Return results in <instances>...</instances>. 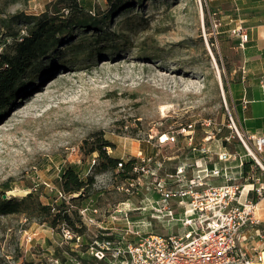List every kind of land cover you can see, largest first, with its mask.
<instances>
[{
  "label": "rangeland",
  "instance_id": "rangeland-1",
  "mask_svg": "<svg viewBox=\"0 0 264 264\" xmlns=\"http://www.w3.org/2000/svg\"><path fill=\"white\" fill-rule=\"evenodd\" d=\"M54 1L0 0V53L27 35L34 16L51 15ZM81 1L98 25L56 33L59 42L23 72L0 109V187L6 185L7 197L33 192L51 207L41 221L31 211L0 214V264H45L51 256L62 264L80 257L122 264L109 255L98 260L90 244L105 232L121 245L137 240L135 230L165 235L168 225L150 218V209L142 210L145 187L182 162L191 177L189 165L201 157L193 147L225 148L232 157L244 152L251 159L227 125L229 115L237 125L232 90L244 64V48L230 33L243 20L236 2L131 0L103 20L111 10L107 0ZM59 9L58 17L70 14ZM172 134L175 141H167ZM99 137L113 145L106 148L110 156L135 158V164L138 151L155 155L161 171L125 193L119 187L132 173L95 168L97 153L90 149ZM246 144L253 151V144ZM68 166L83 179L94 176L80 204L70 199L81 193L66 195L59 187V173ZM249 181V176L243 180ZM61 201L73 226L61 217L51 224ZM123 203L129 207L128 223L114 212Z\"/></svg>",
  "mask_w": 264,
  "mask_h": 264
},
{
  "label": "built area",
  "instance_id": "built-area-1",
  "mask_svg": "<svg viewBox=\"0 0 264 264\" xmlns=\"http://www.w3.org/2000/svg\"><path fill=\"white\" fill-rule=\"evenodd\" d=\"M230 33L238 39L240 45L248 40V33L241 21L235 24ZM227 125L241 140L247 155L264 170L259 157V153L264 151V135L254 138L251 153L239 124L236 125L230 115ZM187 127L192 128L191 125ZM174 138L173 134L165 137L169 142H174ZM188 138L191 140L190 135ZM192 150H196L201 157L195 158L189 165L193 167L191 177H187L188 166L182 162L173 173H165L163 179L145 187L146 193H156L157 198H145L146 206L142 210L150 209L152 211L150 218L166 223L169 227L166 234H142L135 230L132 233L136 235L137 240L121 245V241L109 238L108 232H105L106 234H103L105 238L95 239L89 246V251L95 258L102 260L109 255L112 260L121 258L122 264H264V251L258 249L247 254L239 245L243 230L259 223L253 214L255 203L247 197L240 201L244 185L225 183L217 186L209 183L212 177L222 176L226 181L232 180L227 176L224 167L219 165L209 167L211 155H215L217 163H224L236 157H232L225 148L210 150L193 147ZM141 153L138 151L136 158H139V161L131 167L132 177L126 178L119 187L127 194H132L134 188H137L144 178L156 177L157 172L162 169V164L156 160L155 155L144 157ZM121 166L122 163L119 162L118 167ZM262 190L264 189L261 186L254 192L261 195ZM122 205V208L114 212L128 223L129 207L126 203ZM92 211L97 212L96 209ZM111 218L114 219L113 216ZM87 221L93 220L89 216ZM175 224H178L176 226L178 230L172 229ZM256 232L260 238H264V231L257 229ZM75 237L79 239V236ZM29 239L27 238L28 241ZM107 263L112 264V261L108 260ZM45 264L62 262L51 256L47 258ZM73 264L80 263L75 260Z\"/></svg>",
  "mask_w": 264,
  "mask_h": 264
},
{
  "label": "trees",
  "instance_id": "trees-1",
  "mask_svg": "<svg viewBox=\"0 0 264 264\" xmlns=\"http://www.w3.org/2000/svg\"><path fill=\"white\" fill-rule=\"evenodd\" d=\"M63 0H56L52 4L54 11L51 15L42 14L40 16H34V25L28 30L27 35L22 36L20 40L15 41L10 51H4L0 53V109H3L9 102V98L12 96L14 85L20 79L23 72L32 64L33 61L38 60L45 53L49 52L54 45L59 42V39L55 37L56 33H65L68 35L70 31L75 28H93L98 25L99 21L93 19V17L86 11L82 5L81 0H70L64 6H59ZM111 4V10L106 20L113 16V14L119 10L127 8L131 3V0H116L112 3V0H107ZM59 8L68 10L69 15L66 17H58L56 12ZM239 43V41H237ZM93 145L90 149L91 152L97 153L98 163L96 164L97 172L103 173L104 171H116L118 163H122V167L118 169L117 173L121 176L130 172L132 164L135 158H130L127 161H123L120 157L110 156L106 148L112 147L107 140L99 137L91 142ZM250 166H257L252 159L242 162L241 164V176L246 178L251 171ZM59 187L66 195H73L74 193H81V195L71 197V202H77L80 204L85 198L88 197V189L94 183V176L89 175L86 179L81 178L77 170L73 166H68L61 170L59 173ZM7 190L6 185L0 187V214L8 215L13 213H28V211L35 213L40 221L44 218V213H48L51 207L48 204H42L38 197L33 192H28L21 198L16 197H3L6 195L4 192ZM258 197H251L254 203H256ZM29 201L28 206L22 207ZM64 201H61L58 206L60 210L58 214H55L51 224L55 225V220L61 219L73 226L74 222L71 221V217L68 214V207L63 206ZM75 212L73 213V215ZM78 221V220H76ZM79 222V221H78ZM80 223V222H79ZM80 255V254H79ZM79 255H77L79 257ZM81 259V260H79ZM78 260L81 264H95L91 259L80 257Z\"/></svg>",
  "mask_w": 264,
  "mask_h": 264
},
{
  "label": "crops",
  "instance_id": "crops-1",
  "mask_svg": "<svg viewBox=\"0 0 264 264\" xmlns=\"http://www.w3.org/2000/svg\"><path fill=\"white\" fill-rule=\"evenodd\" d=\"M232 1L233 3L236 2L237 7L235 9L240 10L243 18L241 20L242 26L248 33L247 42L239 44L244 48V64L232 90L234 108L237 113L236 122L237 125L239 124L245 139L253 144L255 137L264 135V0ZM239 156V159L231 158L224 163H217L216 159L214 164L213 162L209 163V167L213 165L224 167L227 176L232 178L231 181H226L222 176L212 177L209 183L217 186L225 183L244 185L240 196V201H244L246 197L248 199L256 197L257 193L254 192L256 188L262 186L264 189V170L258 165L255 168L250 166L251 171L248 176L251 177V181L243 182L246 178H242L240 174L241 164L250 159L246 157L244 152ZM259 157L264 168V151L259 153ZM149 197L155 199L157 195L152 192L146 193L145 198ZM257 197L258 201L255 203L253 214L258 218L259 223L245 228L239 243L241 250L247 254L258 249L264 251V238H260L256 232L257 229L264 231V192ZM145 198L142 200L144 206H146ZM172 229L178 230L176 226L175 228L173 226Z\"/></svg>",
  "mask_w": 264,
  "mask_h": 264
},
{
  "label": "bare ground",
  "instance_id": "bare-ground-1",
  "mask_svg": "<svg viewBox=\"0 0 264 264\" xmlns=\"http://www.w3.org/2000/svg\"><path fill=\"white\" fill-rule=\"evenodd\" d=\"M249 151L252 153V151L249 149Z\"/></svg>",
  "mask_w": 264,
  "mask_h": 264
},
{
  "label": "water",
  "instance_id": "water-1",
  "mask_svg": "<svg viewBox=\"0 0 264 264\" xmlns=\"http://www.w3.org/2000/svg\"><path fill=\"white\" fill-rule=\"evenodd\" d=\"M3 197H6V195H4Z\"/></svg>",
  "mask_w": 264,
  "mask_h": 264
}]
</instances>
